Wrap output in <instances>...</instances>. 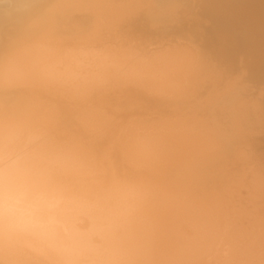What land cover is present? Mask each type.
Here are the masks:
<instances>
[{"label":"clouds","instance_id":"obj_1","mask_svg":"<svg viewBox=\"0 0 264 264\" xmlns=\"http://www.w3.org/2000/svg\"><path fill=\"white\" fill-rule=\"evenodd\" d=\"M0 264H264V0H0Z\"/></svg>","mask_w":264,"mask_h":264}]
</instances>
